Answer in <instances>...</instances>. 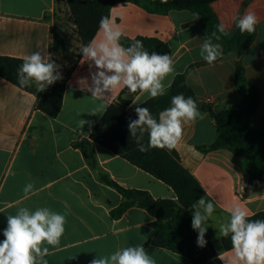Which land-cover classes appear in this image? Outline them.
<instances>
[{
	"label": "crops",
	"instance_id": "0c3cea01",
	"mask_svg": "<svg viewBox=\"0 0 264 264\" xmlns=\"http://www.w3.org/2000/svg\"><path fill=\"white\" fill-rule=\"evenodd\" d=\"M64 4L56 0H0V57L23 59L33 52L45 51L62 66L63 56L51 50V42L53 14ZM212 9L227 33L239 31L235 19L247 11H253L258 19L252 44L227 54L214 65L199 55L204 29L190 10L156 14L131 2H120L112 7L110 19L126 38H153L166 43L175 61V72L164 81L165 89L184 73L196 101L207 104L211 97L216 111L241 103L243 96L237 83L240 67L247 83L261 91V105L254 116L258 119L264 115V0H217ZM94 39L99 42L102 33L98 31ZM221 49L224 53L222 46ZM81 59L82 56L70 68L63 109L57 118L37 109L34 95L0 77V241L4 239L7 216L16 214L21 207L31 211L48 207L64 214L65 233L59 246H49L48 264H90L98 255H110L127 246H144L155 238V218L139 205L119 219L112 217V210L125 199L103 176L157 200L177 199L168 185L102 146L93 144L94 164L81 148L75 147L76 142L89 138L106 112L87 114L99 102L91 98V93L80 90L78 81L95 71L87 62L80 64ZM124 89L120 86L113 91L110 105ZM137 96L138 105L131 104L129 110L150 99L146 94L134 99ZM199 109L203 118L184 124L175 150L182 165L205 190V199L215 205L205 236L215 245L218 255L222 253L223 264H235L234 252L222 247L219 227L228 222L229 207H242L248 217L264 211V181L247 191L248 157L235 155L229 149L201 150L215 141L217 130L211 113ZM80 118L94 122L91 129L84 126L87 137L75 131ZM30 182L34 190L25 196L23 188ZM145 249L156 264H191L184 255L153 244Z\"/></svg>",
	"mask_w": 264,
	"mask_h": 264
},
{
	"label": "trees",
	"instance_id": "16d2710c",
	"mask_svg": "<svg viewBox=\"0 0 264 264\" xmlns=\"http://www.w3.org/2000/svg\"><path fill=\"white\" fill-rule=\"evenodd\" d=\"M64 1L69 8L70 18L78 34L79 43L87 45L99 31L101 17L110 18L112 7L120 2H131L143 7L149 13L167 14L172 10H190L196 21L202 25L205 38L219 43L224 48L223 56L235 51L248 48L255 40L254 34L221 33L218 31L220 21L212 9L217 0H56ZM198 18V19H197ZM215 33V36L213 35ZM219 37V39H216ZM134 40H140L144 49L150 54H171L169 46L153 38L129 39L121 37L120 43L128 47ZM51 50L65 54L68 44L62 33L53 31ZM80 50V48H79ZM82 54H79V58ZM23 59L1 56L0 77L20 89L36 97L37 109L51 118H57L63 109L67 82L71 70L66 71L62 80L55 82L43 92H37L35 86L20 87L17 71ZM74 64L73 67L76 66ZM238 90L243 99L237 106L226 111H216L210 105L202 108L209 111L214 119L217 135L215 141L207 146L200 147L203 152L218 149H229L235 155L246 156L250 159L249 182L246 190L260 185L264 181V115L254 119L261 105V91L258 86L248 84L238 68ZM183 94L196 101L193 90L187 82L184 73L178 74L173 83L164 91V95L155 99H148L139 107H147L152 115L158 119L159 112L171 106V99L177 94ZM139 93H129L127 88L122 91L118 99L106 110L102 118L92 130L88 139L76 142L74 145L81 148L84 155L93 161L95 156L91 152L93 144H98L117 156L126 159L141 170L162 181L176 194L177 199H154L148 193L139 190L125 189L103 176V180L116 188L124 197L122 204L112 210L115 219L121 218L131 207L139 205L145 208L155 218L153 228L155 238L144 245V248L153 244L160 248L171 250L187 257L191 264H223L215 245L205 236L207 241L204 247L197 245L198 232L192 229V205L201 196H206L205 190L199 181L182 165L179 154L174 149H150L147 152L138 150L137 143L130 136L128 123L137 119L135 108L129 110L132 100ZM148 136L145 133L142 143L147 145ZM145 196L144 202L138 197ZM250 220H264V211L251 217ZM222 247L232 250L230 237H222Z\"/></svg>",
	"mask_w": 264,
	"mask_h": 264
},
{
	"label": "clouds",
	"instance_id": "9594fccd",
	"mask_svg": "<svg viewBox=\"0 0 264 264\" xmlns=\"http://www.w3.org/2000/svg\"><path fill=\"white\" fill-rule=\"evenodd\" d=\"M166 3L167 0H161ZM198 19V18H197ZM236 27L241 33H254L258 19L253 11L235 19ZM218 31L225 32V26H217ZM99 31L102 39H95L87 45H81L80 64L88 63L89 77L78 81L81 91L91 93V98L98 101L97 107L87 112L90 116L100 115L110 106L112 93L120 86L129 93L147 95L155 99L164 95V81L175 72V61L171 54H151L144 49L140 40H134L128 47L121 43L123 31L112 19L101 17ZM215 36V33H213ZM219 39V37H216ZM200 57L209 65L221 59L223 52L219 43L204 38L200 46ZM61 65L57 64L51 54L43 51L33 52L23 57L17 71L20 87L36 88L37 92L45 91L55 82L62 80ZM137 96L132 100L138 105ZM137 119L130 120L127 127L130 136L135 139L138 150L147 152L150 149H174L182 139L184 124L195 122L203 116L195 100L182 93L171 99V106L159 112L155 118L147 107H135ZM93 121L79 119L75 131L80 137H87L84 126L89 129ZM147 133V145L142 143ZM34 183H27L23 192L25 196L33 192ZM243 191V186H241ZM192 229L198 232L197 245L204 247L207 243L205 234L207 221L215 211L211 200L201 196L192 205ZM229 220L219 227L222 237H230L235 264H264V220H250L248 213L240 206L229 207ZM66 216L40 207L31 211L21 207L16 214L7 216V227L3 230V241H0V264H48L49 246L60 245L65 233ZM70 258H75L74 256ZM223 258L222 253L219 256ZM90 264H156L155 259L143 245L127 246L117 249L110 255L100 256Z\"/></svg>",
	"mask_w": 264,
	"mask_h": 264
},
{
	"label": "rangeland",
	"instance_id": "374dc122",
	"mask_svg": "<svg viewBox=\"0 0 264 264\" xmlns=\"http://www.w3.org/2000/svg\"><path fill=\"white\" fill-rule=\"evenodd\" d=\"M54 30L56 33H62L68 44V51L65 54H60L63 57L61 73L64 75L66 71L77 62L79 58V38L76 32L73 21L70 18L69 8L66 4L59 5L53 14Z\"/></svg>",
	"mask_w": 264,
	"mask_h": 264
},
{
	"label": "water",
	"instance_id": "95a60500",
	"mask_svg": "<svg viewBox=\"0 0 264 264\" xmlns=\"http://www.w3.org/2000/svg\"><path fill=\"white\" fill-rule=\"evenodd\" d=\"M198 107H203L205 104L203 102H200V101H196ZM139 201L141 202H144L146 200V197L145 196H140L138 197Z\"/></svg>",
	"mask_w": 264,
	"mask_h": 264
},
{
	"label": "built area",
	"instance_id": "2783aa9c",
	"mask_svg": "<svg viewBox=\"0 0 264 264\" xmlns=\"http://www.w3.org/2000/svg\"><path fill=\"white\" fill-rule=\"evenodd\" d=\"M206 103H207L208 105H210L212 108L215 107V101H214V99L211 98V97L207 98Z\"/></svg>",
	"mask_w": 264,
	"mask_h": 264
}]
</instances>
